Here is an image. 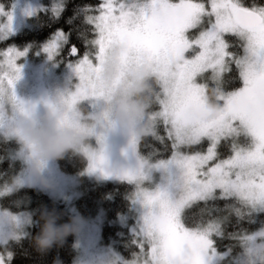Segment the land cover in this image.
Returning a JSON list of instances; mask_svg holds the SVG:
<instances>
[{
    "label": "snow or ice",
    "instance_id": "obj_1",
    "mask_svg": "<svg viewBox=\"0 0 264 264\" xmlns=\"http://www.w3.org/2000/svg\"><path fill=\"white\" fill-rule=\"evenodd\" d=\"M65 7L66 0H60L52 8L53 19H59ZM0 15L8 17L7 23L0 25V33L6 37L12 28V15L2 7ZM78 19L79 26L74 24ZM66 23L72 26L68 32L58 29L42 49L49 59H54L64 46L70 45L68 56H77L79 50L71 43L73 32L86 46L82 58L67 61L78 83L74 91L62 94L61 123L87 133L86 120L100 112L110 96L109 89L98 86L99 66L109 49L121 43L127 52L120 58L122 71L112 86L125 80L124 70L144 62L150 65L156 78L154 102L159 110L147 115L151 129L148 135L164 143L165 137L158 134L162 123L167 139L172 141L169 159L153 163L150 157H138V168L120 174V179L136 185L132 198L142 205L143 213L132 241L140 252L132 261L120 259L119 264H264V222L253 232L239 227L246 218L255 223L252 217L264 214V5L257 0L248 4L245 0H207V4L193 0H102L97 7L78 6ZM87 26H91L94 38H89ZM194 30L198 31L189 35ZM228 35L237 38L242 54L229 51L232 45L226 39ZM93 48L95 62L90 58ZM190 51L191 56L187 55ZM26 52L27 49L9 48L0 64V132L4 141L12 138L8 129L14 126L15 116L30 117L34 107L27 106L15 93V84L21 78L16 61ZM232 64L242 86L228 90L233 82L227 77ZM210 89L219 93L215 99L222 111L209 121L205 119V105ZM81 102L89 109L87 115L79 107ZM46 103L55 108L51 102ZM91 135L96 136L99 145L104 144L103 134ZM204 140L209 144L204 153L181 151ZM139 141L131 137L129 147L133 152ZM222 142L230 151L225 159H219ZM78 152L90 161L89 171H104L102 148L97 151L83 143ZM18 155L24 156V150ZM15 156L13 153L11 158ZM3 159L0 156V161ZM213 161L217 162L210 164ZM171 166L178 172H170ZM152 169L168 173L166 186L155 190L143 186ZM20 183L16 176L0 196L14 192ZM230 199L236 203L226 204L223 209L208 207L209 202ZM199 202L205 205L200 216L207 213L210 219H197L191 213ZM233 215L236 225L232 226L237 230L229 232ZM3 219L19 224L8 211H0V220ZM22 235L17 233L12 238L18 242ZM225 239L235 244L221 250L218 241ZM0 246L6 251V257L0 254V264H6L13 253L7 251V240Z\"/></svg>",
    "mask_w": 264,
    "mask_h": 264
},
{
    "label": "trees",
    "instance_id": "obj_2",
    "mask_svg": "<svg viewBox=\"0 0 264 264\" xmlns=\"http://www.w3.org/2000/svg\"><path fill=\"white\" fill-rule=\"evenodd\" d=\"M14 0H0V7L4 11L10 10ZM178 0H173L177 2ZM60 0H40L41 8L31 15L27 20V26L18 31L17 33L8 36L4 41L0 42V54L9 48L17 50L28 49V59L30 61H39L42 58V47L50 39L58 29H63L68 32L72 26L67 24L66 21L73 15V10L78 6L91 5L97 7L100 0H66V7L59 19H53L52 8L59 3ZM193 2H207V0H193ZM251 0H245V3H250ZM257 3L264 5V0H257ZM93 15H98L93 12ZM82 19V18H81ZM81 21L78 19L74 22L79 26ZM89 28V38H94V34ZM194 32L191 33H195ZM230 45L229 51L238 54L242 53V48L238 46V41L232 36H226ZM71 43L75 44L78 48V55L75 57L68 56V49L70 45L64 46L56 55L60 64H66L67 61L72 60L75 62L77 59L82 58L86 46L84 43L77 39L76 33H72ZM91 55L96 52V49H90ZM91 57V56H90ZM58 65V67H59ZM231 72L227 77L232 78V83L228 85V90H235L242 86V81L239 78L238 70L235 64L230 65ZM151 105L149 112L157 111L159 108L157 104ZM83 109V107H81ZM158 134L165 137L164 143H161L151 135L141 137L138 144V153L141 157H150L151 162L160 159H167L172 155V141L166 137L163 124L158 125ZM243 140V137H241ZM19 143L10 139L4 141L0 137V156L4 157L0 161V187L3 181L12 183L16 176H19L24 171V165L20 160L11 158V155L16 152ZM197 148V147H195ZM230 155L228 148L222 146L219 148V159H225ZM58 169L64 174L78 175L80 178L81 195L76 200L75 205L80 215L88 219L95 216L98 212L102 211L105 215V220L102 225L101 236L102 243L105 246L111 247L116 252H119L126 259H134V254L138 252L135 244H132V236L125 228L116 223V218L119 215H129L133 212V195L134 186L131 183L122 180H97L86 174L85 170L88 167V159L78 151H68L62 158L56 159ZM234 200H218L209 202L208 207L219 206L221 209L226 204H234ZM203 202H199L193 206L191 213L196 214L197 219H210L209 215L205 213L200 216V209L204 208ZM0 208L14 214L29 212L31 215L32 223L27 228V233L17 242L16 240H9L7 251L13 253L11 261L6 264H72L77 257L73 245V234L68 235L61 244L53 245L45 251H39L34 243V237L40 232L43 220L41 219L42 213L55 212L59 215L60 219L57 221L59 224L67 223L70 221V215L67 208L52 199L44 191L33 187H19L4 198L0 199ZM223 214V213H221ZM215 215V213L213 214ZM231 224L227 231L232 232L237 230L232 225H236L235 216H231ZM255 223H249L246 218L240 222L239 227L246 229L248 232H253L261 227V222H264V214L254 215L252 217ZM235 244V241L225 239L223 242L218 241V247L223 250L225 245ZM0 252L6 253L4 246H0Z\"/></svg>",
    "mask_w": 264,
    "mask_h": 264
},
{
    "label": "rangeland",
    "instance_id": "obj_3",
    "mask_svg": "<svg viewBox=\"0 0 264 264\" xmlns=\"http://www.w3.org/2000/svg\"><path fill=\"white\" fill-rule=\"evenodd\" d=\"M39 1L40 0L13 1L10 10L4 11L5 13H11L12 15V28L6 37L3 35V33H0V42L4 41L8 36L17 33L27 26V19L41 8ZM100 1L102 2V0ZM29 12H32L33 14L29 15ZM7 19V15H0V25L7 23ZM194 34L195 33H189V35ZM7 51L8 50H4V52L0 54V64L4 63V53ZM41 52L43 54L42 58L37 62L30 61L28 59V51L24 56L20 57L16 61L18 66L21 67V78L15 84V93L17 98L24 101L27 106H34L32 114L43 115L48 111L46 102H52L58 94H65L67 92L74 91L75 85L78 83V78L68 63H62L59 65V60H57L56 55L54 56V59H49L47 53L43 52V50H41ZM192 54L193 53L190 51L187 55L191 56ZM94 57L95 53L90 57L93 59V62H95ZM207 75L209 74L206 73L205 76ZM201 79L203 80V78ZM153 105L155 104L153 103ZM79 107H83L81 111L84 115L88 114L89 109L84 102H81ZM157 107L159 108L158 104ZM7 111L10 115V104L7 105ZM0 137L3 138L2 132H0ZM10 139L17 141V139L13 137ZM130 139L131 137L123 128L119 126L113 127L105 135L104 139V171H89L90 161L88 160V167L84 174L97 180H122L120 179V174L125 171L135 170L138 168L141 163L138 157L141 156L138 153V146L136 152H133V150L129 147ZM85 146L91 147L97 151L100 150V145L97 142L96 136H92L86 140ZM208 146V141L204 140L199 145L183 147L181 151L185 154H195L196 152L204 153L206 152ZM21 149L24 150V156L18 155ZM171 152H173V150ZM14 154H16L14 158L20 160L24 165V171L19 175L21 183L17 188L33 187L44 191L52 199L59 201L67 208L70 215V220L75 218L79 222L78 231L73 233V245L77 253V257L72 264H113L114 261L116 264H119L120 259H126L121 253L116 252L111 247L103 245L101 230L105 220V215L102 211L88 219H85L80 215L75 205L76 200L81 195L80 178L78 175L62 173L57 167L56 159L50 160L47 162L42 172V176L44 179L49 181L50 186L44 187L35 181L33 177L28 175L26 170L27 153L21 143H19V147ZM170 157L168 156L167 159ZM215 162L217 161L210 162V164ZM169 171L172 173H177L178 169H176L175 166H171ZM105 173H107V175ZM167 176L168 173L162 169H152L150 172V179L145 181L143 186L148 187L150 190H155L157 187H164L167 184ZM12 183L3 181L0 191H3L6 185L10 187ZM133 186L135 193L136 185L133 184ZM9 194L10 193L0 196V199L6 197ZM0 211L5 210L0 208ZM133 211L135 212L129 215H119L115 220L116 223L125 228L132 236V241L135 238V234L143 213L142 205L139 202H133ZM11 214L18 218L19 224L8 221L7 219L0 220V243H2L4 240H14L12 237L17 233H23V237L27 233V228L32 223L29 212ZM136 247L138 248L137 253H139L140 249L137 245ZM145 251H147V246H145ZM0 254L4 253L0 252ZM4 255L6 257V253ZM126 260L132 261L133 259Z\"/></svg>",
    "mask_w": 264,
    "mask_h": 264
},
{
    "label": "clouds",
    "instance_id": "obj_4",
    "mask_svg": "<svg viewBox=\"0 0 264 264\" xmlns=\"http://www.w3.org/2000/svg\"><path fill=\"white\" fill-rule=\"evenodd\" d=\"M127 52L124 44H114L108 51L105 60L99 66L98 86L110 90L100 112L86 120L87 133L76 127L61 123L63 111L59 106L62 94L51 102L55 108H49L43 114H32L26 117L15 116L14 126L8 129L9 134L17 139L26 150L27 173L44 187L49 181L42 172L47 162L62 158L68 151H78L93 133L104 136L115 126L123 128L130 137L141 138L150 132L147 120L149 109L154 102L153 83L155 76L146 62L130 67L125 71V80L113 87V82L121 74L120 58ZM219 93L210 89L206 103L207 120H214L222 111V105L215 99ZM105 144L100 145L104 149ZM43 224L40 232L34 237L39 251H45L53 245L61 244L64 239L78 231L79 222L73 218L67 223L59 224V215L53 212L42 213Z\"/></svg>",
    "mask_w": 264,
    "mask_h": 264
},
{
    "label": "flooded vegetation",
    "instance_id": "obj_5",
    "mask_svg": "<svg viewBox=\"0 0 264 264\" xmlns=\"http://www.w3.org/2000/svg\"><path fill=\"white\" fill-rule=\"evenodd\" d=\"M178 2V1H177ZM206 4H207V2H206Z\"/></svg>",
    "mask_w": 264,
    "mask_h": 264
}]
</instances>
